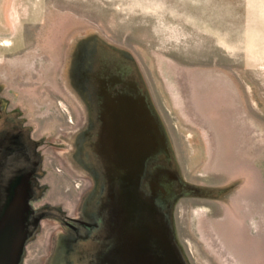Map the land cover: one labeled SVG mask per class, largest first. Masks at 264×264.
Instances as JSON below:
<instances>
[{"label":"rangeland","instance_id":"obj_1","mask_svg":"<svg viewBox=\"0 0 264 264\" xmlns=\"http://www.w3.org/2000/svg\"><path fill=\"white\" fill-rule=\"evenodd\" d=\"M14 47L24 66L49 54L40 65L58 94L13 84ZM0 74L2 104L41 121L45 151L27 202L42 218L20 264H121L120 195L158 212L182 264H264V0H0ZM113 119L135 156L121 170L109 140L97 148ZM129 170L133 187L121 186Z\"/></svg>","mask_w":264,"mask_h":264},{"label":"water","instance_id":"obj_2","mask_svg":"<svg viewBox=\"0 0 264 264\" xmlns=\"http://www.w3.org/2000/svg\"><path fill=\"white\" fill-rule=\"evenodd\" d=\"M140 120V123L144 125L142 118ZM104 126L103 131L102 123L101 132L97 138L98 153L102 157L104 156V145L109 140L110 148H107L106 155L110 157L112 153L111 157L112 161H115V167L118 168L119 166L121 170L124 161L133 163L135 158L132 152L122 154L121 145L124 142L122 139L125 134L127 135V132H123L122 129L127 125L122 126L119 123L118 127L117 122L114 123L113 119V121H107ZM111 129H113V135L111 131L108 133V130ZM117 130H121L124 137L122 132L118 133ZM118 141L120 143L113 149L114 144ZM135 175L136 173L131 170L120 174L118 178L121 186L126 184V186L132 185L133 187V184L130 185L129 183ZM127 190L126 187L125 191ZM128 191L134 192L133 189ZM135 191L142 197L145 195L142 187L138 184ZM29 199H31L30 193L14 192L9 203L0 210V264H20L23 248L31 239L37 227V221L42 218L36 215V212H33L28 206ZM134 199L133 197L128 198L126 195H120L118 204L115 207L114 222L110 229L112 235L114 234L115 256L119 258L120 263L182 264L177 251L172 245L168 231L160 223L162 220L158 212L153 210L154 213H152L148 209L149 207L145 208L139 204L137 205ZM152 207L155 208L153 205Z\"/></svg>","mask_w":264,"mask_h":264},{"label":"flooded vegetation","instance_id":"obj_3","mask_svg":"<svg viewBox=\"0 0 264 264\" xmlns=\"http://www.w3.org/2000/svg\"><path fill=\"white\" fill-rule=\"evenodd\" d=\"M52 51L56 54L58 53V50ZM37 52L38 51L34 52V54ZM24 53H26V51ZM38 53L40 54L36 56V60L42 59V62L49 58V54L46 55L42 51ZM48 53L51 52L49 51ZM6 54L11 56L4 58V61H6L4 65L6 64V67L8 66V68L10 67L18 70V73H16V76H14L12 80L14 81L13 84H18L20 90L22 88L26 90L29 85L27 81L30 80L34 83V89L36 91L39 89H47L48 91H52V94H58V88L50 81V77H46L47 74L50 73L49 66L43 67L40 65L41 62H38V66H35L36 61L31 58L33 56L27 58L28 60L30 58V61L27 62L29 65L27 64L24 66V59L19 63L21 61L19 58L22 56L23 52L18 51V47H14ZM72 54L73 51L70 50L69 46H65L58 53L61 58L57 57V60L60 59L59 64H57V70H65V65L66 63L67 65L69 64L68 62ZM54 70L56 71V67L55 69L53 68V71ZM29 87H33V85ZM1 91L2 94L5 93L4 95L10 94L7 86ZM2 103L4 102L1 101L0 98V209L9 203L14 192H27L32 194L29 205L33 206V203L38 200L34 193L41 189V183L44 178L41 167L45 151L42 143H40L41 138H39L41 135L42 123L41 121H35L33 123L25 122L17 115V112H15L16 106L10 104L6 105V102L5 104ZM3 105H6L4 106V111H2ZM29 125H35V130H30ZM88 134L91 135L89 129L83 134L84 137L82 138L84 142L89 141L90 138H86ZM45 215L51 216L58 221L61 219V216L56 212L47 211ZM68 221L70 222L67 223L66 221L62 224H64V226L67 225L65 228H67L69 233L74 235L77 231L75 225L78 224L74 220Z\"/></svg>","mask_w":264,"mask_h":264}]
</instances>
